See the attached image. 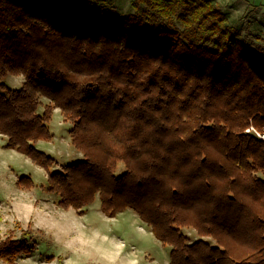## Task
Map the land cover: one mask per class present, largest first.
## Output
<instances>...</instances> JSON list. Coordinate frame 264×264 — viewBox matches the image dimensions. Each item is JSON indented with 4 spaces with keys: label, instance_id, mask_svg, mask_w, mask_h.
Returning <instances> with one entry per match:
<instances>
[{
    "label": "trees",
    "instance_id": "trees-1",
    "mask_svg": "<svg viewBox=\"0 0 264 264\" xmlns=\"http://www.w3.org/2000/svg\"><path fill=\"white\" fill-rule=\"evenodd\" d=\"M54 107L83 156L48 173L61 206L82 213L97 194L107 216L130 207L170 264H264V141L245 131L264 132L263 36L212 0H0L5 146L48 169L34 142ZM3 245L32 248L26 233Z\"/></svg>",
    "mask_w": 264,
    "mask_h": 264
},
{
    "label": "rangeland",
    "instance_id": "rangeland-1",
    "mask_svg": "<svg viewBox=\"0 0 264 264\" xmlns=\"http://www.w3.org/2000/svg\"><path fill=\"white\" fill-rule=\"evenodd\" d=\"M212 1L233 24L264 37V0ZM114 2L120 11L129 10V0ZM3 81L20 87L23 76L8 73ZM39 100L37 110L41 113L49 99L40 96ZM47 123L51 136L36 140L34 145L53 157L48 169L24 153L6 147V137L0 134V243L17 241L26 233L32 245L27 254H16L14 258L3 245L0 264H170L171 247L163 245L130 207L107 216L100 209L97 194L81 209L82 213L59 204L58 195L48 189V173L61 171L64 165L83 156L72 145V124L58 107L53 108ZM251 126L247 128L259 131L256 136L264 141V132ZM123 170L124 164L118 162L115 173L121 174ZM181 232L189 242L203 239L216 244L212 237L200 236L192 227H182Z\"/></svg>",
    "mask_w": 264,
    "mask_h": 264
},
{
    "label": "built area",
    "instance_id": "built-area-1",
    "mask_svg": "<svg viewBox=\"0 0 264 264\" xmlns=\"http://www.w3.org/2000/svg\"><path fill=\"white\" fill-rule=\"evenodd\" d=\"M251 127H252V126H251ZM246 131H248V132H252V133H254L255 135H258V136H259V134H260L259 131L255 130V129H254V132H253L252 130H249V128H247ZM263 135H264V133H263Z\"/></svg>",
    "mask_w": 264,
    "mask_h": 264
}]
</instances>
